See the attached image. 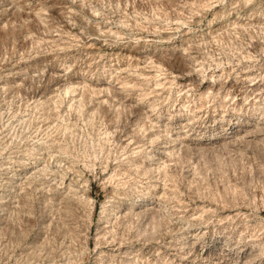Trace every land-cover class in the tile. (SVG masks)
<instances>
[{
  "label": "rangeland",
  "instance_id": "1",
  "mask_svg": "<svg viewBox=\"0 0 264 264\" xmlns=\"http://www.w3.org/2000/svg\"><path fill=\"white\" fill-rule=\"evenodd\" d=\"M0 264H264V0H0Z\"/></svg>",
  "mask_w": 264,
  "mask_h": 264
},
{
  "label": "bare ground",
  "instance_id": "2",
  "mask_svg": "<svg viewBox=\"0 0 264 264\" xmlns=\"http://www.w3.org/2000/svg\"><path fill=\"white\" fill-rule=\"evenodd\" d=\"M81 106H80V104H79V108H80Z\"/></svg>",
  "mask_w": 264,
  "mask_h": 264
}]
</instances>
